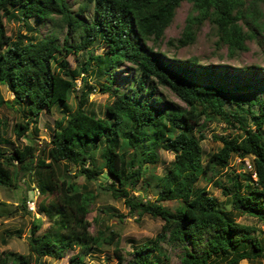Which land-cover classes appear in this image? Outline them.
Returning <instances> with one entry per match:
<instances>
[{"label": "trees", "instance_id": "1", "mask_svg": "<svg viewBox=\"0 0 264 264\" xmlns=\"http://www.w3.org/2000/svg\"><path fill=\"white\" fill-rule=\"evenodd\" d=\"M181 1L80 0L73 8L70 0H0V83L12 93L10 105L22 113L12 127L14 134H35L42 110L60 113L40 146L14 144L5 136L0 115V185L17 187L20 176L33 180L45 195L38 211L49 219L39 232L42 221L34 217L28 251L7 250L0 264H39L40 257L59 259L73 248L77 250L69 264H80L104 243H115L116 263L123 264L118 233L107 225L91 230L87 214L96 193L75 179L84 175L96 180L102 173V190L122 198L139 215L162 219L154 237L133 243L125 264H159V254L168 261L162 242L183 247L181 264H238L242 258L264 257V234L255 224L232 216L236 211L264 221V66L201 63L194 56L177 58L154 50ZM188 1L192 6L177 45L193 41L197 26L205 21L216 28L229 53L246 49V39L260 32L264 43V20L246 13L256 8L255 0ZM14 16L29 30L34 27L28 18L52 22L64 30L63 39L56 32L17 30L10 35L5 19ZM243 17L249 18L250 31L243 30ZM94 44L103 46L102 52L85 56ZM70 53L78 61L73 67L67 59ZM123 62L133 66L120 67ZM122 68L129 72L122 73ZM77 77L86 84L96 79L98 90L107 94L102 114L88 101L93 83L81 88L78 104L71 107ZM159 86L168 87L183 103L168 99ZM5 102L0 88V105ZM216 118L238 131L214 134L221 145L204 154L205 122ZM3 143L12 145L7 154ZM160 148L173 157L161 174L147 175L148 163L158 160ZM233 156L248 157L252 168L220 173L225 182L221 176L215 180L224 196L219 199L198 180L228 167ZM142 180L156 187L154 200L134 192ZM48 195L51 200H46ZM25 199L21 206L28 210ZM163 199L179 202L171 209L160 203Z\"/></svg>", "mask_w": 264, "mask_h": 264}, {"label": "rangeland", "instance_id": "2", "mask_svg": "<svg viewBox=\"0 0 264 264\" xmlns=\"http://www.w3.org/2000/svg\"><path fill=\"white\" fill-rule=\"evenodd\" d=\"M73 8H78L80 0H70ZM256 8L252 9V13L246 12L248 16L251 14L257 15L264 20V0H255ZM191 2L188 0H182L178 7L176 8L175 15L169 25L166 27L164 32V37L157 42L154 46V50L162 51L168 56H173L177 58H188V57H197L201 63H226L233 67H241L243 65L257 64L264 66V43L261 41L262 32L257 33L256 35L250 36L246 39V49H236L233 53H229V47L226 43L221 41L218 37L216 28L209 22L205 21L201 25L197 26V32L195 39L190 43L179 46L176 43V38L180 36L185 19L191 9ZM251 10V9H250ZM83 16H86L85 14ZM249 18H241L244 31H250L252 27L251 24L247 22ZM28 23L34 27V30H29L26 28V25L23 24V21L14 16L11 18L5 19V26L7 33L14 35L17 30L24 32V30L33 34L50 33L56 32L60 38V41L63 39L64 30L57 27L54 28L52 22L47 24H40L41 21L33 20V18L27 19ZM36 27V28H35ZM97 43V42H95ZM151 44V41H148ZM104 49L103 46L99 44H94L93 47L89 49L88 52H85L87 56L90 52L94 55L101 53ZM69 66L73 67L78 61L75 59L73 53L67 55ZM124 64L120 67L133 66L130 62H123ZM125 68L121 69L122 73H128L129 71H123ZM119 71V70H118ZM120 73V72H119ZM98 81V80H97ZM93 83L96 87H93L88 93V101L90 106L93 107L94 111L97 114H102L104 105L109 102V97L106 93H102L98 90V84L96 79L93 81L89 80V83H84L81 81L80 77L75 79L74 90L70 96L69 103L71 107L74 108L78 104L79 94L81 88L87 89L88 85ZM1 92L3 97L7 99V102L0 105V115L5 121L4 133L5 136L11 139L14 144L22 145L24 143H35L37 146H40L39 143H44V140L49 139L50 132L53 126L54 120L59 116V111L53 109L52 111L42 110L39 115L37 123V131L35 134L27 132L31 135L28 137L26 135H20L19 138L14 134L12 129L14 123L22 119V113L16 109V107L11 106L10 102L12 99V93L7 88L5 84L0 83ZM159 89H162V94L165 93L166 97L170 100L176 101L178 103H183L176 95H174L171 90L166 86H159ZM204 133L205 138L201 139V146L205 152H211L217 150L221 141L217 135H233L237 133L238 129L235 126H232L229 123H225L219 119H214L205 122ZM264 126V125H263ZM25 132V133H27ZM2 150H6L7 154L11 150V146L3 143L1 144ZM159 158L154 163H148V173L153 171L154 173L161 174L168 165L169 161L173 157V152L160 148L158 150ZM250 163V165L248 164ZM14 166V164H13ZM244 170L248 171L252 168L251 160L248 157H245L243 160H240L238 156H233L229 160L228 167H222L219 172H216L208 180L203 179L202 177L198 180V184L205 185L211 193H213L217 198L223 199L224 196L221 194L219 185L215 182L217 178L222 177L220 181L225 182L224 171L226 169L230 170ZM72 171V170H71ZM220 175H219V174ZM219 175V176H218ZM77 182L85 184L88 188L96 193V199L91 205L90 211L87 214L88 219L91 220V230L95 231L96 227L100 225V228H104L107 225V229H112L116 231L119 235L117 245L120 249L121 255H123L126 261L132 256L130 253L132 245L134 242L143 241L147 238H152L159 231L162 219L160 217H154L150 214L144 213L139 215L136 211L129 209L128 205L123 202L122 198H115L111 195L109 191L102 190L99 187L101 180H105V173L99 175V178L96 180H86L84 175H78L75 177ZM216 184H215V183ZM144 187H143V186ZM134 192L137 195H142L144 199L154 200L156 198V187L151 184H146L145 182L140 181ZM45 195L42 193H37L36 187L34 186L33 180L27 176H20L17 179V187H8L0 185V255H2L7 250L17 251L26 253L28 251V234L30 230V223L34 217H39L41 219V227L39 232L44 230L48 223V217L38 211L37 205L39 201ZM30 198L35 201L34 210H24L21 206V202L24 199ZM25 199V203H26ZM143 199V200H144ZM46 200H51V196L48 195ZM177 199H163L160 203L164 206H167L171 209L178 204ZM20 207V208H19ZM11 208H14L12 213H8ZM29 208V207H28ZM229 208H231L229 206ZM101 209H104L102 211ZM232 216L240 221L245 223L255 224L262 234H264V221L257 219L256 216L248 213H236L232 211ZM96 217V219H94ZM9 231H15L13 234H8ZM19 232V234L16 233ZM264 243V242H263ZM115 243L106 244L104 243L101 246V251L97 253H89L84 256V262L80 264H117L118 257L114 253ZM162 248L165 250L168 261L166 260L164 254H159V264H181L180 262V252L183 250L182 246L170 244L168 242H162ZM77 248L69 249L66 252V255L54 259L49 256L40 257L39 264H69V256L72 253H75ZM164 256V257H163ZM123 262V264L126 263ZM223 260H218L217 262L211 261V264H220ZM29 264H35L33 261ZM238 264H264V257L257 256L254 259L242 258L239 260Z\"/></svg>", "mask_w": 264, "mask_h": 264}, {"label": "built area", "instance_id": "3", "mask_svg": "<svg viewBox=\"0 0 264 264\" xmlns=\"http://www.w3.org/2000/svg\"><path fill=\"white\" fill-rule=\"evenodd\" d=\"M248 164L250 165V163H248ZM37 192H38V190H37ZM27 205H28L29 209H32L33 210L35 208V203L31 199H28L27 200Z\"/></svg>", "mask_w": 264, "mask_h": 264}, {"label": "clouds", "instance_id": "4", "mask_svg": "<svg viewBox=\"0 0 264 264\" xmlns=\"http://www.w3.org/2000/svg\"><path fill=\"white\" fill-rule=\"evenodd\" d=\"M34 186L36 187V191L38 190L37 193H40V192H39V188H38L35 184H34ZM28 199H30V198H28ZM28 199H26V205H27V200H28ZM31 200L34 201V199H31ZM34 203H35V201H34ZM27 207H28V205H27ZM28 209H29V208H28ZM34 209H35V208H34ZM34 209H33V210H34ZM29 210H32V209H29Z\"/></svg>", "mask_w": 264, "mask_h": 264}]
</instances>
